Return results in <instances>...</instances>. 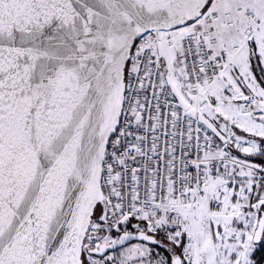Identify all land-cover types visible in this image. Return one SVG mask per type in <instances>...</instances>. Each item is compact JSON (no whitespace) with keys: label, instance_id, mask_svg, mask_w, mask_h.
<instances>
[{"label":"snow or ice","instance_id":"1","mask_svg":"<svg viewBox=\"0 0 264 264\" xmlns=\"http://www.w3.org/2000/svg\"><path fill=\"white\" fill-rule=\"evenodd\" d=\"M0 264H264V0H0Z\"/></svg>","mask_w":264,"mask_h":264}]
</instances>
